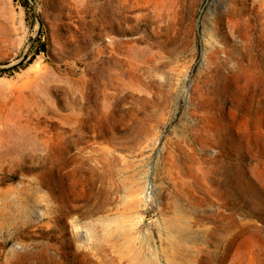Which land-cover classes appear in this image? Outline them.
I'll return each mask as SVG.
<instances>
[{
  "label": "rangeland",
  "instance_id": "rangeland-1",
  "mask_svg": "<svg viewBox=\"0 0 264 264\" xmlns=\"http://www.w3.org/2000/svg\"><path fill=\"white\" fill-rule=\"evenodd\" d=\"M0 65V264H264V0H0Z\"/></svg>",
  "mask_w": 264,
  "mask_h": 264
},
{
  "label": "trees",
  "instance_id": "trees-1",
  "mask_svg": "<svg viewBox=\"0 0 264 264\" xmlns=\"http://www.w3.org/2000/svg\"><path fill=\"white\" fill-rule=\"evenodd\" d=\"M26 2V1H25ZM25 2L22 4L26 8ZM42 49H44V44H41Z\"/></svg>",
  "mask_w": 264,
  "mask_h": 264
},
{
  "label": "bare ground",
  "instance_id": "bare-ground-1",
  "mask_svg": "<svg viewBox=\"0 0 264 264\" xmlns=\"http://www.w3.org/2000/svg\"><path fill=\"white\" fill-rule=\"evenodd\" d=\"M109 28H111V25L109 24Z\"/></svg>",
  "mask_w": 264,
  "mask_h": 264
},
{
  "label": "water",
  "instance_id": "water-1",
  "mask_svg": "<svg viewBox=\"0 0 264 264\" xmlns=\"http://www.w3.org/2000/svg\"><path fill=\"white\" fill-rule=\"evenodd\" d=\"M1 66V65H0Z\"/></svg>",
  "mask_w": 264,
  "mask_h": 264
}]
</instances>
